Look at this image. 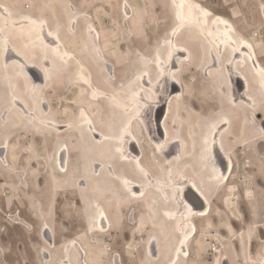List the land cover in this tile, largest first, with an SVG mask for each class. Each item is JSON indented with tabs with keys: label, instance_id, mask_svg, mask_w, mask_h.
Instances as JSON below:
<instances>
[{
	"label": "rangeland",
	"instance_id": "374dc122",
	"mask_svg": "<svg viewBox=\"0 0 264 264\" xmlns=\"http://www.w3.org/2000/svg\"><path fill=\"white\" fill-rule=\"evenodd\" d=\"M54 1L53 9L46 5L43 7L42 0H0V3L8 6L16 17L27 13L36 17L49 16L51 22L56 19L62 39L65 42L69 40L73 47L80 39L89 47L90 42L84 37V32L92 31L97 37L105 61L112 67L107 75L103 71V63L98 64L102 72L98 75L99 78L96 77L97 86L108 94L117 95L125 104L128 105L136 96L135 91L151 89L155 95H145L147 102L143 117H147H142L134 124V131L137 140L142 143L140 151L143 160L150 155L156 157V151L159 153L160 149L155 150L154 145H162L163 151L168 147L167 141L161 142L158 133L162 115L159 106L172 92V88L160 65L161 61L167 60L171 33L178 24L174 6L169 0ZM197 1L215 13L233 19L246 37L263 48L260 53L264 58V22L258 12L264 0ZM74 21L77 33L71 35ZM256 32L259 36H255ZM181 42L190 48L192 57L182 64L177 75L178 81L184 85L186 101L174 102L173 112L180 118L179 130L186 139L188 151L192 144L188 131L192 127L197 132L199 119L210 108L214 109V101L225 103L219 115L226 114V111L237 113L231 115L234 125L231 131L236 138L233 144H226L227 152L234 161V172L229 184L216 192L217 198L212 203L210 216L202 217L197 222L198 234L191 240L190 259L181 258L177 264H217V261L224 263L223 259L226 257L230 261L232 259L233 264H261L264 261V151L260 152L258 145L263 137L252 127L249 133L239 136L241 124L252 123V109L248 103L236 105V110L233 109L232 96L238 89L235 81L231 83L226 62L220 69L207 70L206 66L199 67L202 55L194 39L184 38ZM14 46L20 47L18 43H14ZM16 64L13 62L8 66L13 72V78L11 76V80L9 79L11 82L14 77L21 78L19 73L14 74V71H18ZM169 67L170 70L172 65ZM73 68L57 73L51 84L42 90L43 100L50 103L53 113L51 116L56 124H71L75 129L52 125L46 131L35 129L29 125V117L26 116H15L14 123H11L8 118L12 102L7 104L8 93L0 94V143L10 144L9 154L0 152V264H66V259H69V264H171L177 237L171 227L166 228L164 219L169 218L170 212L176 208L175 204L165 203L159 197L155 203L158 213L155 216L146 215L144 204L138 207V215L129 213L133 208L132 202L120 182L112 178L110 169L106 167H99L96 174H93L94 169L91 167L88 174L92 173L94 178H98L106 170L113 179L110 181L112 188L107 189L103 196L108 199L106 210L113 226L103 233L87 231L90 208L87 206L84 210L81 202L86 200L83 195L88 189L78 185L81 174L87 171L82 169V160L86 158V161H91V165L95 162L113 163L118 169L121 159V127L128 124L130 113L137 110L131 104L132 110L128 114L123 110H116L108 96L99 99L89 97V91L76 79ZM146 71L157 83L153 85L151 81H146ZM207 71L209 75H206ZM0 79L1 82L7 80L5 75L0 76ZM105 80L107 81L104 82ZM258 92L259 90L255 91L253 95L262 99ZM210 95L213 101L209 99ZM236 97L237 95L234 96ZM87 112L94 117L101 131L99 141H95L88 131H83L84 137L79 136L81 117ZM61 129L65 133L55 135ZM93 143H96L94 152L100 157L95 158L91 150L87 149ZM62 144L69 148L70 163L76 169L72 179L57 172V154L54 149H59ZM243 144L250 146L251 156H248L246 149L239 148ZM62 152L63 150L59 154ZM127 153L128 156L138 154L131 144L127 146ZM148 168L154 174V168L150 165ZM120 195L128 201L121 204L116 199L113 200L114 196ZM87 198L86 202L89 204L91 199ZM188 199L194 208L200 206L196 198L189 195ZM120 209L126 216L121 215ZM159 216L163 221H159ZM150 222L157 223L158 226L152 234L162 243L165 241L163 258L155 262L147 257L142 262L143 252L152 236L149 234ZM45 226L51 228L52 236L46 232ZM159 230L170 233L161 234ZM239 237L242 244H239L237 250L236 240ZM72 240L87 251L83 258L69 247Z\"/></svg>",
	"mask_w": 264,
	"mask_h": 264
},
{
	"label": "bare ground",
	"instance_id": "6f19581e",
	"mask_svg": "<svg viewBox=\"0 0 264 264\" xmlns=\"http://www.w3.org/2000/svg\"><path fill=\"white\" fill-rule=\"evenodd\" d=\"M53 1L42 0L43 7L47 6V8L53 9L55 7L53 6L55 1ZM169 1L175 8L178 24L171 33L167 60L161 61L160 67L163 69L161 71L165 74L166 79L171 83L172 92L163 100L164 103L162 102L159 106L162 115L158 125L161 142L167 141L168 147L163 151L161 150L162 145L158 144V148L154 145L155 150L160 149L159 153L156 151V157L150 155L148 159L143 160L140 151L142 143L137 140L134 131V124L142 119L146 110L147 97L145 95H155V93L149 88L148 91L137 90L135 91L136 96L127 105L117 95L108 94L105 90L99 88L95 80L98 75H101L102 70L98 68V64L103 63V71H106L107 75L111 72L112 67H110L111 64L105 61L103 52L98 46L97 37L92 31L84 32V37L89 39V47L81 39L73 47V43L69 40L65 42L62 39L61 31L59 32L57 29L56 19L51 22L48 15L46 18L44 16H32L27 13L16 17L8 6L0 3V76L5 75L7 78L3 82L0 79V94L8 93L6 94L7 104L12 102L9 107L11 115L8 118L11 123H14L13 118L15 116L21 118L26 116L29 117V125L35 129L46 131L51 125L60 126L64 129H75V126L71 124H56L51 116L53 113L50 103L46 99L43 100L42 90L51 84L57 73L74 67L76 79L81 81V86L89 91V97L99 99L108 96L111 98V103L114 104L116 110H123L128 114L130 113L129 110H132L130 105L135 106L137 111L130 113L128 124L121 127L119 145L121 159L118 169L112 162V165L105 162H95L91 165V161H86V158L82 160V169L87 171L81 174L78 185H83L88 189L83 197L86 200H88L87 197L91 199L89 204L85 199L81 202L84 210L90 208L86 223L87 231L103 233L111 230L113 224L106 210L108 199L103 198V196L106 194L107 189L112 188L110 181L114 179L120 182L123 190L128 194L129 201L132 202L133 208L129 213L134 212L138 215V207L144 204L146 215L152 217L154 214L155 216L158 214L155 203L159 197L165 203L173 202L175 204L176 208L170 212L169 218L164 219V223L167 225L166 228L168 226L172 228V232L177 237L173 260L171 261V264H177L181 258L190 259L191 240L198 234L197 222L202 217L210 216L212 203L217 198V196L215 198L216 192L229 184L230 177L234 172V161L227 152L226 144H233L236 138L231 131L234 126L231 115L236 112V105L240 104L241 106V104L248 103L247 105L252 109V123L250 125L242 123L239 136H242L243 133H249L252 127L263 137L258 148L260 152L264 151V58L260 53L263 48L259 44L257 45L256 41L246 37L233 19L215 13L197 0ZM258 12L260 19L264 22V4L258 8ZM40 16L42 15L40 14ZM73 23L74 25L70 31L71 35L77 33L76 22ZM255 36H259V33L256 32ZM184 38H193L195 44L200 48L202 61L199 67L206 66L207 70L220 69L222 64L226 62L228 74L231 76V83L233 84L235 81L238 89L234 92V96L237 95L236 98L238 99L232 96V105L235 109L233 114L231 111L229 113L226 111V114L219 115L220 109L223 106L225 107V103L222 102L221 104L214 101V109L210 108L205 116L199 119L197 132L192 127L190 128L188 137L192 144L189 145V151L186 139L182 137L179 130L180 118L173 112L174 102L186 101L184 85L177 79L182 64L188 62L192 57L190 48L181 42ZM14 43H18L20 47H15ZM229 59L230 61H228ZM13 62L17 63L18 70L16 73L14 71V74L19 73L21 78L14 77L11 82L9 79L11 80L13 72L9 70L8 66ZM170 65H172V68L169 70ZM206 75H209L208 71ZM144 77L146 81H151L153 85L157 83V80H153L147 71L144 73ZM166 87L168 86L166 85ZM257 90H259L262 99L253 95ZM131 92H134V90ZM209 99L213 101L211 95ZM183 115H186L185 112H183ZM146 117L143 118L146 119ZM80 122L79 136L84 137L83 131H88L91 136H94L95 141H99L101 131L97 127L94 117L88 112L83 113ZM64 133L61 129L57 130L55 135ZM91 144L87 149L91 150L95 158L100 157L94 152L96 143H93L92 146ZM129 144L136 148L138 152L136 156L127 155ZM9 147L10 144L8 146L5 143H0V152L3 151V153L7 152L9 154ZM239 148L246 149L248 156H251L248 144H243ZM62 150L63 152L59 154ZM54 152L57 154L55 158L57 172L72 179L76 169L70 163L71 152L69 148L62 144L59 149H54ZM148 164L154 168V174L149 172ZM127 166L129 169L125 168ZM91 167L94 169L93 174L98 173L99 167L110 169L113 179L106 173V170L103 172L105 174L94 178L92 173L88 174ZM258 182L260 183L261 180L259 179ZM189 195L199 201L200 206L198 208L191 205L188 199ZM115 199L121 204L126 200L128 201L123 195L114 196L113 200ZM120 213L123 214L122 216H126L121 209ZM159 221H163V219L161 218ZM148 227L150 229L149 234L152 236L149 235V243H147L145 252H143L142 262L147 257L155 262L160 261L163 258V243L165 241L162 243L156 235H153L155 229L158 228L157 223L150 222ZM45 230L52 236L49 226H45ZM159 232L161 234L170 233L167 230H159ZM240 239L241 237L236 240L237 250L239 244H242ZM166 242L168 243L167 239ZM167 243L164 245L166 246ZM69 247H72L75 253L80 254L81 258L87 254V251L78 245L75 240H72ZM223 260L224 263L217 261V264H233L232 259L230 261L226 257ZM65 262L69 264V259H66Z\"/></svg>",
	"mask_w": 264,
	"mask_h": 264
},
{
	"label": "snow or ice",
	"instance_id": "6c2138e0",
	"mask_svg": "<svg viewBox=\"0 0 264 264\" xmlns=\"http://www.w3.org/2000/svg\"><path fill=\"white\" fill-rule=\"evenodd\" d=\"M185 239H187V237H185ZM178 255H179V253H178ZM185 255H186V253H185ZM261 264H264V261H261Z\"/></svg>",
	"mask_w": 264,
	"mask_h": 264
}]
</instances>
